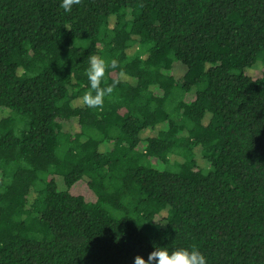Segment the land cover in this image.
I'll list each match as a JSON object with an SVG mask.
<instances>
[{
	"label": "trees",
	"instance_id": "obj_1",
	"mask_svg": "<svg viewBox=\"0 0 264 264\" xmlns=\"http://www.w3.org/2000/svg\"><path fill=\"white\" fill-rule=\"evenodd\" d=\"M60 3L0 0V264H264V0Z\"/></svg>",
	"mask_w": 264,
	"mask_h": 264
},
{
	"label": "clouds",
	"instance_id": "obj_2",
	"mask_svg": "<svg viewBox=\"0 0 264 264\" xmlns=\"http://www.w3.org/2000/svg\"><path fill=\"white\" fill-rule=\"evenodd\" d=\"M81 0H61L60 7L70 13L74 5H79ZM89 67L86 75L89 81V90L80 98L83 106L103 110L105 97H111L116 86L125 76L117 59L105 60L102 57L92 55L89 58ZM120 69L118 76L111 84L101 86L108 70ZM133 264H207L206 257L195 248H176L169 251L166 247L153 245V250L148 254L147 260L142 256L134 257Z\"/></svg>",
	"mask_w": 264,
	"mask_h": 264
},
{
	"label": "rangeland",
	"instance_id": "obj_3",
	"mask_svg": "<svg viewBox=\"0 0 264 264\" xmlns=\"http://www.w3.org/2000/svg\"><path fill=\"white\" fill-rule=\"evenodd\" d=\"M178 65H179V63H177ZM183 67V66H182ZM260 66H258L256 69H258ZM252 72H250V74H251ZM174 77L176 78V79H178L177 81L178 82H180L181 80L179 79L180 78V74H178V73H174ZM7 114V112L6 111H4V115H6ZM146 135H148V134H146ZM200 164H201V162H200ZM61 183V182H60Z\"/></svg>",
	"mask_w": 264,
	"mask_h": 264
}]
</instances>
